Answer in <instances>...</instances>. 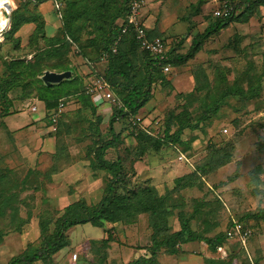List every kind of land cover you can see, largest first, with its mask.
Instances as JSON below:
<instances>
[{"label": "rangeland", "instance_id": "374dc122", "mask_svg": "<svg viewBox=\"0 0 264 264\" xmlns=\"http://www.w3.org/2000/svg\"><path fill=\"white\" fill-rule=\"evenodd\" d=\"M54 1L57 8L52 0L40 6L47 18L52 19L46 22L44 31L50 34L51 24L57 21L59 26L54 35L61 37L59 27L71 0ZM214 1L143 0L140 13L142 20H150L147 26L150 32H157L162 23L159 35L168 41L166 46L169 45L173 54H179L186 51L193 36L214 21L210 16ZM96 2L85 0L86 17L93 15L91 10ZM121 4L122 0H105L100 19L87 20L83 26L74 22L73 26L79 27L77 41L60 47L50 56L42 40L44 34L31 36L33 25L23 24L14 33H7L12 17L20 21L37 12V8L26 0H11L8 14L0 8V16L8 15L5 27L0 28V79L12 78L14 85L18 84L6 93L11 101L9 110L17 114H9L4 121L39 117L28 130L24 126L20 133L8 130L0 118V192L12 194L13 202L6 207L0 203V264L22 251L17 235L25 228L37 233L35 240L23 245L32 250L41 239L39 227L46 228L43 235L53 229V222L61 212V205L54 201L57 191L82 199L89 212L111 178L109 172L95 168L92 160L94 146L110 137L108 117L113 105L100 101L98 96L88 98L91 103L81 95L60 96L63 107L58 131L47 134L43 105L37 100L35 90L43 84L36 80L41 75L37 71L33 74V68L27 67L25 61L31 57L39 59L42 73L68 65L83 85L89 77L80 54L93 59L99 55L102 35ZM239 11L226 26L207 37L192 58L171 65L170 72L164 75L166 84L153 82L149 100L134 114L147 126L146 130H151L153 119H158V125L170 117L172 122L188 121L191 126L178 132V141L162 144L157 150L148 148L138 155L137 139L126 121L118 119L112 124L118 142L107 148L102 158L121 160L126 178L116 188L118 193L144 186L153 187L157 195L166 193L165 207L171 211L166 225L170 232L179 228V211L193 213L195 207L197 210L188 219V225L202 236L222 233L236 220L251 231L244 245L235 244L236 240L231 237L224 240L219 251L209 250L202 241L181 243L174 255L160 249L156 264H264V219L255 223L240 218L264 206V6L250 3L248 8L243 6ZM142 57L140 52L128 57L133 74L141 70ZM16 60L25 66L8 70V62ZM110 66V60L96 63L103 73ZM71 81L64 90L77 92L79 81ZM112 94L119 97L117 90L113 89ZM220 94L223 96L216 111L197 120L201 111ZM3 103L0 96V106ZM33 103L36 104L34 112L29 110ZM174 126L172 123L170 133ZM47 136L52 139L49 151L44 147L47 141L43 142ZM142 142L150 144L143 139ZM211 158L223 164L209 169L203 164ZM202 165L204 168L197 170ZM68 169L72 173L55 182L56 174ZM181 176L183 180L175 183L174 179ZM23 177L27 179L22 187L19 182ZM185 180L190 186H182ZM149 223V213H142L129 221H106L101 227L89 223L75 225L65 231L69 242L61 252L58 250L50 258L32 264H125L138 256H147L142 247L149 243ZM3 235L7 237L2 241ZM106 236L113 241L101 243ZM72 253L76 254L74 260L70 258Z\"/></svg>", "mask_w": 264, "mask_h": 264}, {"label": "trees", "instance_id": "16d2710c", "mask_svg": "<svg viewBox=\"0 0 264 264\" xmlns=\"http://www.w3.org/2000/svg\"><path fill=\"white\" fill-rule=\"evenodd\" d=\"M30 3L33 8H37V6L46 1V0H26ZM85 0H71L67 5V13L64 15V20L62 26L59 27L61 37L53 35L51 37H45L43 32V19L40 13L33 12L26 18L20 19V21L16 20L14 17L11 19L10 26L7 30L8 34L14 33L21 25L23 24H32L33 28L31 31V36H42V40L46 44L47 55H54L60 47L65 45H71L74 41H77V25L74 27L73 23L78 22L79 26L84 25L87 20H95V18H101L103 15V6L105 5V0H97L93 15L91 17H86L87 7L85 6ZM126 2L127 0H122V4L119 7V11L117 14L112 15L110 17L109 26H107L104 35H102L99 55L97 57L90 58L83 56L80 54L81 59L85 60V62H89L92 69L100 75L109 85V88L113 92L117 90L119 97H115L117 104L113 105L114 109L108 117V132L110 133V137L107 140H102L100 143H97L93 148V156L94 159L93 165L95 168L104 169L105 171L111 174V178L105 184L103 194L100 199L94 204L93 208L87 212V206L84 204L83 200L74 201L68 205H66L57 216L55 221L53 222V229L43 235L44 228L39 227V234L41 235V239L38 247L31 249L30 246H26L22 249V251L15 255L11 256L5 264H32L34 261L45 260L50 258L55 252L60 250L61 248L68 245L69 239L65 236V231L78 224L89 223L91 226L101 227L104 222H123L129 221L135 218L136 215L142 213H149L150 215V228L151 233L149 236V243L144 245L142 248L146 250L147 256H138L136 259L126 262L125 264H156V253L163 249L166 251L168 255H174L179 252V245L185 242L191 241H202L209 250L218 249L223 243L224 240L229 238L228 231L231 229L233 222L240 223V221H231L226 227L224 232H219L214 234L213 236L207 237L198 234L197 232L190 229L188 225V219L190 216L196 212V207L193 213H183L179 211L177 214V220L179 223V228L176 231H169L168 226L166 225V218L171 215L170 209L165 207V194L157 195L153 187L144 186L140 189H125V192L118 193L116 188L119 184H124L125 172L123 171V165L119 157L115 158V160L108 161L102 158L105 150L109 147H113L118 142V135L112 131V124L118 119H124L130 128L133 136L137 139L138 146V155L143 154L148 148H152L153 150H157L160 145L168 144L171 142L178 141V132L184 127H190V123L188 121H183L177 123L176 121H171L172 117L166 118L164 122L160 121L158 127L160 131L157 135H151L148 132L139 128V122H141L138 118L134 117L136 111L141 108L150 98L151 92L150 87L153 82H161L166 84L164 75L161 72L160 64L157 63L156 59L150 56L148 53L141 51L133 39L131 33L127 32L126 34L120 35V21L126 14ZM252 3L254 5H263L264 0H236L234 4V13L230 14L226 18H213L214 21L209 22L202 32L196 34L190 39V43L184 53H176L173 54L172 50L167 51V59L170 65L182 64L187 59H190L197 53L202 45V42L219 31L222 27L226 26V23L232 19H234L241 11L240 8L245 6V9L248 8L249 4ZM90 10H88L89 12ZM119 17V18H118ZM118 18L119 21L115 23V25H111V23ZM163 39V38H162ZM164 40V39H163ZM73 42V43H72ZM111 47H114V51H111ZM140 52L143 54L141 60V70L137 71V73L133 74L131 70V62L128 58L131 53ZM104 55L102 60L99 58ZM111 61V66L107 68L106 72L103 73L99 71L96 67V63L100 61ZM27 67L33 68V74L37 71V75L42 74L43 68L41 67L40 61L37 58L31 57L25 61ZM25 66L21 60L9 61L7 64V69L12 70L17 66ZM39 70L41 72H39ZM69 71L70 77L66 79L60 80L58 83H53L49 85L43 84L39 85L36 90L37 100L40 101L43 105V111L47 118L52 109L55 108L57 102L60 99V96L65 95L67 98L70 96H78L88 100L89 103L91 101L90 95H87L83 91L82 81L80 84L79 77L72 73L71 67L68 65H63L60 70H54L55 72L61 71ZM47 71V70H45ZM119 78H123L125 81L120 80ZM128 78V80H127ZM38 83L42 81L41 79H36ZM79 81V90L76 92L65 91V87L69 86L72 81ZM18 85V84H15ZM12 78L8 80L0 79V96L3 99V105L0 106V118L7 116L9 114L14 113V111L9 110L10 100L6 98V93L10 89V87L15 86ZM61 93V94H60ZM190 94V93H189ZM223 94L218 95L217 99L212 101L209 106L205 107L201 111L200 117L197 120H202L206 118L208 114L214 113L216 111L219 98L222 97ZM250 97V96H248ZM244 96V98H248ZM121 99V102H120ZM63 103V102H62ZM62 112V111H61ZM60 112V114H61ZM60 114L56 121V129L54 131L46 130L47 134H53L58 131V120ZM45 122V124H46ZM134 122V124H132ZM175 125L174 130L170 133L171 124ZM147 127V126H146ZM143 140L149 141L150 144H145L142 142ZM137 156V154H136ZM209 169L216 168L223 163L215 161L213 158L209 160L208 163H204ZM197 167V170L204 168V166ZM184 177H177L174 179V182L177 183L183 180ZM26 177L21 179L20 186L26 185ZM184 181L182 186H190V183H185ZM0 203L2 207H6L12 204V194H3L0 192ZM240 218L242 219H251L255 223H258V220L264 219V206L258 208L255 212H247L242 215ZM241 224V223H240ZM244 228L249 229L247 226ZM39 235V237H40ZM251 236V231L249 229V235L247 239ZM1 237V234H0ZM108 241H113V239L109 236H106L104 239H101L100 242L105 244ZM235 244L238 245V241H234Z\"/></svg>", "mask_w": 264, "mask_h": 264}, {"label": "built area", "instance_id": "2783aa9c", "mask_svg": "<svg viewBox=\"0 0 264 264\" xmlns=\"http://www.w3.org/2000/svg\"><path fill=\"white\" fill-rule=\"evenodd\" d=\"M236 0H215L213 7L211 9V16L213 18H226L230 14L234 13V4ZM56 2L54 7L57 8ZM143 7V0H127L126 2V14L121 19L119 36L116 40L119 39L120 35L126 34L127 32L131 33L134 41L138 45L141 51L148 53L157 63L160 64L161 72L163 74H168L171 70V65L166 62L167 59V46L166 42L159 36H153L148 38L146 35L145 25L141 18V8ZM111 51H114V47H111ZM104 55H102L99 60H102ZM83 63L87 65L88 68V80L83 83V91L85 94L92 96H98L101 101H105L110 105L117 104L116 98L112 94L108 83L98 75L90 66L89 62ZM63 103L59 100L54 109L51 110L45 130L54 131L56 129L57 118L62 111ZM30 111H36V104L33 103L30 108ZM134 124V122H132ZM139 128L148 132L151 135H156L159 133L160 128H158V119H153L151 122V130H146L145 125L142 122H139ZM153 131V132H152ZM226 129H222V132H225ZM184 160L185 157L182 156ZM249 235V229L244 228L240 223L233 222L231 229L228 231L229 238L233 237L238 243L244 245L247 237ZM218 251L220 248L217 249ZM70 258L74 260L76 254L72 253Z\"/></svg>", "mask_w": 264, "mask_h": 264}, {"label": "crops", "instance_id": "0c3cea01", "mask_svg": "<svg viewBox=\"0 0 264 264\" xmlns=\"http://www.w3.org/2000/svg\"><path fill=\"white\" fill-rule=\"evenodd\" d=\"M53 2H55L54 0H52ZM43 3V2H42ZM42 3H40L38 6H37V10L39 11V13L41 14V16H42V19H43V21H44V23H43V32H44V35H45V37H51V36H53L54 35V33H55V31H56V29L58 28V22L57 21H55V23L53 22L52 24H51V33L50 34H46L45 33V31H44V27H45V24H46V22H48V21H50V20H52V19H50V18H47V16H46V12H44V10L42 9V8H40V6L42 5ZM9 4L10 3H5L4 4V6H3V10L5 11V12H7V14L9 13V11H10V7H9ZM48 10V9H47ZM46 19V20H45ZM149 19H148V21H147V19H146V22H145V19L143 20V23H144V25H145V30H146V35H147V37L148 38H151V37H153V36H159V37H161V38H164L163 36H161V35H159L162 31V23H160L158 26H159V30L157 31V32H155V31H153V32H150V31H148L147 30V26L149 27ZM28 24V23H27ZM31 24V23H30ZM32 25V24H31ZM166 43H168V41L167 40H164ZM170 50V48H169V45H167V51H169ZM85 65V71H88V68H87V65L86 64H84ZM84 69V68H83ZM82 69V70H83ZM98 99H99V97H97ZM100 100V99H99ZM101 101V100H100ZM43 107V106H42ZM14 115L15 114H17V113H13ZM7 116H9V115H7ZM7 116H4V117H2L1 118V120H2V122H3V124L6 126V128L8 129V130H10V131H16V132H18V133H20L21 131H22V129H23V127L24 126H26L27 128V130L30 128V125H32V123H34L36 120H38V118L37 119H31V118H29V117H21V118H17V119H12L10 122H6V121H4L5 120V118L7 117ZM25 128V127H24ZM44 140H45V148L47 149V148H49V146H51L52 145V139H51V137H49V136H47V137H45L44 139H43V142H44ZM46 151H49V149H47ZM72 169H68L67 171H63V172H60V173H57L56 174V178H57V180L55 181V182H58V181H60V180H62V179H65L66 178V176H68L69 174H71L72 173ZM66 194V195H65ZM65 194H63V190H62V192H60V191H57L56 192V196H55V203L57 204V205H61V207H60V209L62 210L66 205H68V204H70V203H72V202H74V201H76L77 200V198H75V197H73L74 195H72L71 193H68V192H65ZM263 220V219H262ZM260 222V221H259ZM261 224V223H260ZM262 227H263V230H264V225H262ZM35 236L37 237V233H36V231L35 230H33L32 228H30V229H26L25 228V230H23V231H21V233L20 234H18L17 235V237L19 238V241H21V248L23 249V245L26 243V242H31V241H33V240H35L36 238H35ZM263 236V235H262ZM7 236L6 235H3V237H2V241L4 240V238H6ZM264 237V236H263ZM62 249L63 248H61L60 250H59V252H61L62 251ZM69 260V259H68ZM6 261V260H5Z\"/></svg>", "mask_w": 264, "mask_h": 264}, {"label": "water", "instance_id": "95a60500", "mask_svg": "<svg viewBox=\"0 0 264 264\" xmlns=\"http://www.w3.org/2000/svg\"><path fill=\"white\" fill-rule=\"evenodd\" d=\"M70 75V72L65 70L61 72H54V71H43V73L40 76V79L45 85L58 83L62 79L68 78Z\"/></svg>", "mask_w": 264, "mask_h": 264}, {"label": "clouds", "instance_id": "9594fccd", "mask_svg": "<svg viewBox=\"0 0 264 264\" xmlns=\"http://www.w3.org/2000/svg\"><path fill=\"white\" fill-rule=\"evenodd\" d=\"M10 2H11V0H0V8H3L5 3H10ZM4 23H5V21H4L3 17L0 16V28H2L4 26Z\"/></svg>", "mask_w": 264, "mask_h": 264}, {"label": "bare ground", "instance_id": "6f19581e", "mask_svg": "<svg viewBox=\"0 0 264 264\" xmlns=\"http://www.w3.org/2000/svg\"><path fill=\"white\" fill-rule=\"evenodd\" d=\"M2 17H3V19H4L5 23H6V20H7V18H8V15H2ZM5 23H4V26H3V27H5ZM4 29H5V28H4Z\"/></svg>", "mask_w": 264, "mask_h": 264}]
</instances>
